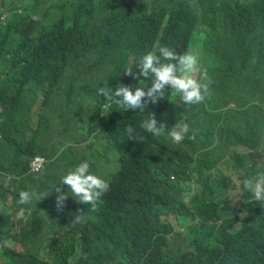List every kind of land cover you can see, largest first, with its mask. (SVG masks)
Listing matches in <instances>:
<instances>
[{
  "label": "trees",
  "instance_id": "trees-1",
  "mask_svg": "<svg viewBox=\"0 0 264 264\" xmlns=\"http://www.w3.org/2000/svg\"><path fill=\"white\" fill-rule=\"evenodd\" d=\"M4 11L0 172L11 179L0 177V204L9 197L12 205L0 218V264H264V200L239 183L264 162V92L257 87L264 82V0H0ZM160 46L193 50L210 63L205 104H171L169 92L155 103L142 97L143 111L131 113L99 94L101 87L144 85L125 69L138 73L135 59L158 55ZM229 107L237 119L192 124L202 112ZM149 113L164 134L140 127ZM172 117L203 133L209 150L199 140L173 143ZM241 128L260 133L245 151L233 136ZM218 139L225 146L211 148L209 140ZM94 142L101 143L98 168L87 160L111 183L97 215L74 223L69 208L57 211L59 179L44 180L51 188L32 203H17L18 192L30 189L33 158L55 161L70 143L92 157ZM15 207L25 216L13 223ZM194 221L198 233L175 245L178 226Z\"/></svg>",
  "mask_w": 264,
  "mask_h": 264
},
{
  "label": "clouds",
  "instance_id": "clouds-1",
  "mask_svg": "<svg viewBox=\"0 0 264 264\" xmlns=\"http://www.w3.org/2000/svg\"><path fill=\"white\" fill-rule=\"evenodd\" d=\"M15 10L18 13L21 12L18 8ZM7 16L8 12L4 11L0 16V23H4ZM134 63L135 70L139 69V72H133L131 68H129L125 69L124 73H130L134 78L137 77V75L141 77H150V83L147 84V91L144 90L146 85L136 86L134 88L120 85L112 89L105 87L99 89V94L101 96L108 101L115 99L117 104L124 111L131 113L143 111L145 105H142L141 98L147 97L151 100L147 103L157 102L158 99L165 95L166 85L168 86L170 94L178 95L177 97L173 96L175 99L179 98L183 101L186 104L183 107L186 108H190L193 105H201L196 102L201 101L204 95L208 93L207 90L210 81L207 79L206 72L201 71L199 80L194 78V73L199 67V62L198 57L191 52L177 54L167 46H160L158 55L149 51L139 55ZM140 127L154 137L164 134L165 130V125L163 123L157 126V120L151 113L140 122ZM126 130L129 134L133 132L131 127H128ZM187 130V125H183L179 131L169 127L167 136L171 138L173 143L180 142L184 139L183 133L187 132ZM44 160H46V158H44ZM90 167L88 160L80 161L65 174L61 175L59 184L53 188L56 192L55 205L57 211L63 212L65 209L69 208L72 211L74 223L79 222L85 215H97L110 194V181L102 177L99 172L94 171V174L90 172ZM0 177H4L7 182L11 179L10 176L4 175L1 172ZM239 183L241 190L249 192L255 200H264V172H259L252 177L245 176ZM36 198L37 194L35 192L20 190L18 192L17 203L19 205L29 204ZM8 199L10 200V204L5 205V201ZM1 202L3 205L1 206L0 204V218L3 215V207H10L12 205V200L8 197ZM14 212H16L17 219L12 221L11 216ZM27 213H30V209ZM8 215L10 216V221L14 223L25 216V208L20 207L17 209L15 207L8 212ZM1 244H3V242H0V245ZM18 247L19 245L15 246L17 250H19ZM1 264H5V262L1 261Z\"/></svg>",
  "mask_w": 264,
  "mask_h": 264
},
{
  "label": "rangeland",
  "instance_id": "rangeland-1",
  "mask_svg": "<svg viewBox=\"0 0 264 264\" xmlns=\"http://www.w3.org/2000/svg\"><path fill=\"white\" fill-rule=\"evenodd\" d=\"M27 1V0H24ZM2 13H0L1 16ZM188 52H191L192 54L195 53V51L193 50H188ZM199 62V67L197 69V71L194 73V78L199 80L200 79V74L201 71H205L206 75H207V79L208 81H210V83L208 84V90L207 92L211 89V85L214 82V77H213V70L212 67L210 65V63L208 64L206 61L202 62V61H198ZM144 79V85L145 88L144 90L147 91V84L150 83V77H143ZM142 85V86H144ZM258 89L261 92H264V82L258 81V85H257ZM169 93L168 91V86H165V95ZM173 94V93H172ZM207 94V93H206ZM206 94L204 95V98L196 103H200V104H205L206 103ZM63 95V94H62ZM164 95V96H165ZM174 96H178L176 94H173ZM145 100L147 102L151 101L150 99H148L147 97H144ZM159 100V99H158ZM157 100V101H158ZM171 104H175L178 106H185L186 104L183 101H180L179 99H173ZM258 107H261L264 111V101L261 102ZM136 110V108H135ZM239 112H237L234 108H221L215 111H211L208 115H206L204 112H202L201 116L196 117L193 119L192 124L195 121H198L199 123H204V122H209L211 124V128L213 127V125L215 124V122H222V121H226V120H235L238 118L239 116ZM4 120L8 121L9 117L8 116H4ZM173 121L178 122L177 124L174 125L173 129L179 131L180 128L184 125L182 120H178L175 119L174 117H172ZM190 126V128L187 130V132L183 133L184 139L180 142H175V144H182L183 141H187L190 144H195V140H199L200 142H203L205 144L204 139L202 138L203 133H198L194 130L193 126ZM196 134L197 138H190L189 134ZM236 138H241L242 144H239L236 146V148H238L239 150H247L249 147L253 146L254 144H256L259 140H260V133L259 131L257 133L250 131L249 129L243 130L241 129H235L234 133H233ZM223 140H216V141H211L209 140L210 147L211 148H220L225 146ZM94 148L91 151L92 153V157H89L87 155V151L85 148L83 149H78L77 145L75 143H70L69 148L65 149L64 152L62 153V155H60L57 160L55 161H49V160H44L42 158H35L32 161L27 163V167H28V173L32 174L33 179L31 181H27V184H30V189L29 191L35 192L38 196V191L40 189L42 190H48L51 188L50 185H44L41 186L42 182L44 180H48V181H54L56 179H59L61 175L65 174L68 170H70L75 164L79 163L82 160H87L90 159L92 160L93 163V167L98 168L99 166V162L96 159V155L95 153H99L100 149L98 148L99 145H101V143L98 142H94L93 143ZM226 146L230 147L232 146L231 143L226 144ZM206 147V144H205ZM207 150H209L206 147ZM63 161V162H61ZM89 171L92 172L94 174V170L93 168H89ZM259 172H264V162H262V166L261 168H258V170L256 171V174ZM21 177H16L15 180L17 182H20ZM12 184V182H11ZM10 204V200H6L5 201V205H9ZM17 219L16 217V212L12 213L11 216V220L15 221ZM18 249L20 251L24 250V246L20 245L18 247Z\"/></svg>",
  "mask_w": 264,
  "mask_h": 264
},
{
  "label": "crops",
  "instance_id": "crops-1",
  "mask_svg": "<svg viewBox=\"0 0 264 264\" xmlns=\"http://www.w3.org/2000/svg\"><path fill=\"white\" fill-rule=\"evenodd\" d=\"M184 218H186V216H183L182 217V220L184 219ZM166 220V218H163V221H165ZM181 220V221H182ZM197 222L198 221H194V222H192V223H188V224H180V226H178V232H179V235H178V238H177V240H176V242H175V245H177V246H180V247H182L180 244H179V242H180V240L182 239V238H184V237H186L187 235H188V232L190 231V230H195V233H198V231H197Z\"/></svg>",
  "mask_w": 264,
  "mask_h": 264
},
{
  "label": "built area",
  "instance_id": "built-area-1",
  "mask_svg": "<svg viewBox=\"0 0 264 264\" xmlns=\"http://www.w3.org/2000/svg\"><path fill=\"white\" fill-rule=\"evenodd\" d=\"M36 158H42V159H44L43 157H36ZM35 159V158H34Z\"/></svg>",
  "mask_w": 264,
  "mask_h": 264
}]
</instances>
